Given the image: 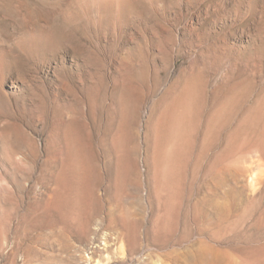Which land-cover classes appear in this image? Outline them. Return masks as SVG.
<instances>
[{
    "label": "rangeland",
    "instance_id": "374dc122",
    "mask_svg": "<svg viewBox=\"0 0 264 264\" xmlns=\"http://www.w3.org/2000/svg\"><path fill=\"white\" fill-rule=\"evenodd\" d=\"M212 255L264 264V0H0V264Z\"/></svg>",
    "mask_w": 264,
    "mask_h": 264
},
{
    "label": "bare ground",
    "instance_id": "6f19581e",
    "mask_svg": "<svg viewBox=\"0 0 264 264\" xmlns=\"http://www.w3.org/2000/svg\"><path fill=\"white\" fill-rule=\"evenodd\" d=\"M213 250H214L213 248L210 249L211 252ZM215 258L216 257L212 255V257L207 260L206 264H219ZM242 258L243 257L239 256L237 259H235V264H239V260H241Z\"/></svg>",
    "mask_w": 264,
    "mask_h": 264
}]
</instances>
